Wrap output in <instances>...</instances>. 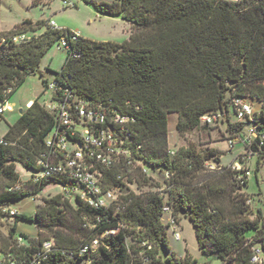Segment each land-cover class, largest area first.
Wrapping results in <instances>:
<instances>
[{
  "label": "trees",
  "instance_id": "1",
  "mask_svg": "<svg viewBox=\"0 0 264 264\" xmlns=\"http://www.w3.org/2000/svg\"><path fill=\"white\" fill-rule=\"evenodd\" d=\"M94 8L100 15L129 23L128 40L118 44L79 36L72 42V32L52 30L48 24L35 35L43 24L30 20L12 31H0V101L8 100L26 76L39 69L46 51L65 38L67 56L55 80L82 98L110 102L112 110L135 119L136 135L129 146L141 145L135 156L148 175L136 168L129 187L114 181L113 172H105L103 190L119 187L123 193L124 209L119 212L94 210L78 197L74 207L60 195L44 199L33 217H15V222L34 223L39 238L18 237L19 243L13 239V227L8 237H0V251L25 262L43 241L40 236L48 234L66 249L91 239H98L99 245L85 256L71 260L53 255L43 264H162L163 249L168 264H193L189 257L177 258L170 250L161 219L168 205L176 220L189 218L201 253L215 255L221 264H252L251 247L264 249V215L246 204L248 182L241 185L226 167L206 168L207 162L220 164L217 149L201 151L188 144L170 156L167 119L169 114L177 115L175 129L181 136L204 127L201 117L219 112L223 117L218 123L229 134L226 138H235L248 124L231 118L235 111L230 100L240 98L260 104L257 127L264 130V0H112ZM21 34L28 37L26 42L10 41ZM55 125L54 116L38 98L22 109L4 134L11 145L0 146V214L3 207L52 184L22 182L18 167L38 170L34 160L45 150ZM245 150L256 157L257 168L262 166L264 145L259 147L254 140ZM152 174L160 175L162 182ZM19 183L20 190H11ZM67 211L79 225L81 238L75 243L56 231L69 232ZM98 217L101 223L96 225ZM249 230L254 231L250 238ZM105 231L114 233L102 236Z\"/></svg>",
  "mask_w": 264,
  "mask_h": 264
},
{
  "label": "built area",
  "instance_id": "2",
  "mask_svg": "<svg viewBox=\"0 0 264 264\" xmlns=\"http://www.w3.org/2000/svg\"><path fill=\"white\" fill-rule=\"evenodd\" d=\"M62 3L65 8L73 7L68 0H62ZM48 26L52 30H60L55 27L53 21H50ZM78 37V34L72 33L70 41L75 42ZM27 39L25 34L10 37V41L15 44L26 42ZM68 43V40L63 38L59 45L66 50L69 47ZM45 88L51 91V95L41 99L40 103L47 113L54 116L56 125L45 140V150L34 160L38 170L27 171L30 173L28 182L35 185L44 180L50 181L53 185L65 187L70 195L77 194L76 197L89 208L121 211L124 209V202L120 198L123 193L119 187L103 190V179L105 172H113L114 181L132 187L130 180L136 168H140L142 173L148 175L146 167L141 165V161L135 156L140 153L141 145L129 146L133 143L132 137L136 135L135 119L112 110L110 102H93L82 98L57 82L55 78L47 81ZM31 105L32 101H29L25 108ZM230 107L235 111L237 121L234 122L248 121L244 133L235 137L243 147L249 146L254 140H258L259 147L264 145V130L257 127L258 111L253 109L252 103L233 98L230 100ZM7 111H12L8 101H0V116ZM222 117V114L217 112L205 115L200 120L203 125L212 126L218 124ZM235 138H226L229 150L233 149ZM8 145L11 143L4 135H0V146ZM175 149L176 147L170 146L168 154L173 156ZM251 159V151L246 150L245 153L236 156L232 164L226 166L235 174L236 181L241 185L252 177L249 167ZM224 167L221 164L206 163L209 170H221ZM262 167L264 168V158ZM168 177L169 174L165 173V178ZM22 187L23 184L19 183L11 190L17 191ZM251 202L252 199L248 197L246 204L251 205ZM1 213L10 218L19 215L17 210L10 207H3ZM162 213V221L172 229L174 238L179 239L175 227L177 220L172 209L166 205ZM83 221L86 226V217ZM100 223V217L95 218V224ZM113 233L114 231H105L102 236ZM18 242L21 243L22 239H18ZM98 242V239H91L75 249H66L58 246L52 239H45L35 247V251L25 262H17L10 255L0 251V264H43L53 255H61L72 260L77 256L94 252L99 245ZM251 255L252 264H264V249L260 246H252Z\"/></svg>",
  "mask_w": 264,
  "mask_h": 264
},
{
  "label": "rangeland",
  "instance_id": "3",
  "mask_svg": "<svg viewBox=\"0 0 264 264\" xmlns=\"http://www.w3.org/2000/svg\"><path fill=\"white\" fill-rule=\"evenodd\" d=\"M68 1L73 4V7L65 8L62 0H0V31L4 33L12 31L25 20H30L33 23L40 22L43 24L41 29L34 32L35 35H40L47 28V24L53 21L58 29L76 33L90 41L121 44L128 40L130 35L129 23L120 18L100 15L94 8L96 3L102 1L111 2L112 0ZM25 34L30 36L33 33L26 32ZM66 56L67 51L61 48L59 43H54L46 51L41 58L39 69L35 73L26 76L23 83L8 98L7 101L12 107V111H7L0 116V135H4L8 131L9 126L16 122L19 111L25 108L27 102H33L38 98L41 100L50 97L51 91L45 88L44 81H52L54 79L55 72L61 69ZM252 106L253 109L260 110V104L257 101H253ZM231 118L232 121H237L234 114L231 115ZM167 120L168 140L172 147L179 148L191 144L201 151L210 148L217 149L221 153L220 164L225 167L232 164L236 156L246 152L237 138L233 139V149H228L226 137L229 134L225 131V125L222 123L200 127L180 136L175 129L177 115L169 114ZM251 171L252 177L249 179L247 186L244 187V191L252 199L251 210L255 213L259 209L264 215V168L262 166L257 168L256 157L252 160ZM18 173L22 182H28L29 172L19 166ZM152 176L162 182L160 175L152 174ZM1 185L2 182L0 180V188ZM56 195L62 196V200H68L70 205L74 207L77 194L70 195L65 187L50 184L39 193L24 197L19 202L11 204L10 208L17 210L19 215L33 217L37 208L43 204L44 199H50ZM1 214V238L8 237L13 227L15 228L13 233V239L15 240L18 237H23L24 240H37L39 238L34 223L25 220L15 222V218ZM64 216H66L69 225V232L64 229L56 231L61 232V235L75 243L81 238L79 231L76 230L79 227L78 222L73 219L69 211L65 212ZM175 227L179 233V239L174 238L173 231L168 226L166 227V232L170 250L177 258L189 257L190 260L194 261L193 264H221V261L215 255L203 254L199 251L194 229L188 217L180 216ZM253 235V230L246 232L248 238ZM40 239L53 240V237L43 234ZM161 254L162 264H168L165 261L168 255L167 251L163 249Z\"/></svg>",
  "mask_w": 264,
  "mask_h": 264
},
{
  "label": "crops",
  "instance_id": "4",
  "mask_svg": "<svg viewBox=\"0 0 264 264\" xmlns=\"http://www.w3.org/2000/svg\"><path fill=\"white\" fill-rule=\"evenodd\" d=\"M252 160H253V158H252ZM252 160L250 161V164H249L250 169H252Z\"/></svg>",
  "mask_w": 264,
  "mask_h": 264
},
{
  "label": "water",
  "instance_id": "5",
  "mask_svg": "<svg viewBox=\"0 0 264 264\" xmlns=\"http://www.w3.org/2000/svg\"><path fill=\"white\" fill-rule=\"evenodd\" d=\"M19 115H22V110L19 111Z\"/></svg>",
  "mask_w": 264,
  "mask_h": 264
}]
</instances>
